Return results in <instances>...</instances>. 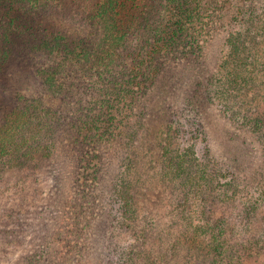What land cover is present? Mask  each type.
I'll return each mask as SVG.
<instances>
[{
    "label": "trees",
    "instance_id": "trees-1",
    "mask_svg": "<svg viewBox=\"0 0 264 264\" xmlns=\"http://www.w3.org/2000/svg\"><path fill=\"white\" fill-rule=\"evenodd\" d=\"M263 70L264 0H0V264H264Z\"/></svg>",
    "mask_w": 264,
    "mask_h": 264
},
{
    "label": "rangeland",
    "instance_id": "rangeland-1",
    "mask_svg": "<svg viewBox=\"0 0 264 264\" xmlns=\"http://www.w3.org/2000/svg\"><path fill=\"white\" fill-rule=\"evenodd\" d=\"M215 53V58L219 59L218 62L220 61V57L226 54V52H219V50H217ZM263 79L264 70L258 78V82L262 86ZM247 101L252 106L255 104H264V99H262L258 94L254 96V99ZM207 126L211 131V133H209L210 146L213 152L217 153L219 155L218 158H220L222 161L232 165L233 168L239 173L251 168L257 163L258 148L251 139L243 136L233 129H227V124H224L223 121L218 120L215 114L213 118L208 120ZM43 178V197L42 201L40 202L39 211L44 217L52 218L55 215V209L52 206V201L59 188V183L61 180V174L59 172L58 166L55 164L49 165L43 175ZM95 232L98 234V237L101 238L100 235L104 234L105 226L101 223H98L95 227ZM19 254L20 252H16L10 258L11 261H15L19 257Z\"/></svg>",
    "mask_w": 264,
    "mask_h": 264
}]
</instances>
